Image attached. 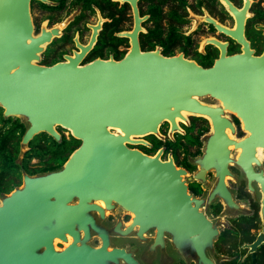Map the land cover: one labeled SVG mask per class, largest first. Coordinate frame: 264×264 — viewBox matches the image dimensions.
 Here are the masks:
<instances>
[{"label":"water","instance_id":"obj_1","mask_svg":"<svg viewBox=\"0 0 264 264\" xmlns=\"http://www.w3.org/2000/svg\"><path fill=\"white\" fill-rule=\"evenodd\" d=\"M116 1L132 8V30L118 34L130 40L128 53L119 61L97 60L79 67L100 24L93 27L88 47L78 45L81 53L66 63L41 66L40 54L58 30L33 36L31 0H0V107L5 118L23 119L27 127L17 163L36 135L60 142L62 129L80 142L60 169L23 173L22 186L0 198V264H137L130 253L110 248L108 230L93 216L96 212L103 219L113 203L134 213L137 235L150 229L175 233L191 242L177 248L185 260L220 264L213 249L217 227L198 211L203 201L187 194L185 171L125 145L149 146L131 138L155 135L165 121L179 131L176 119L187 121L182 112L205 117L212 127L203 155L194 161L199 165L197 180L215 170L217 189L208 201L220 192L228 207L237 208L225 185L231 162L248 180L257 179L264 191V178L251 165L259 164L257 148L264 151V57L255 58L247 49L226 56L225 46L216 41L209 42L221 55L208 68L183 55L143 52L138 0ZM229 8L236 16L234 31L210 22L242 41L245 13ZM204 98L221 106H209ZM225 111L241 120L248 133L244 139L226 134V128L231 135L235 130ZM230 146L240 150L237 160L230 158ZM93 233L101 239L98 248L90 244ZM56 241L66 247L57 250Z\"/></svg>","mask_w":264,"mask_h":264},{"label":"flooded vegetation","instance_id":"obj_2","mask_svg":"<svg viewBox=\"0 0 264 264\" xmlns=\"http://www.w3.org/2000/svg\"><path fill=\"white\" fill-rule=\"evenodd\" d=\"M106 1H108V4ZM157 1H137L139 16L143 19L140 34H146L147 28L152 26L147 10L150 5ZM196 1L187 0V5L183 9L186 14L183 17L185 23L179 25L177 30V34L183 39L178 42L180 44L175 49V55L173 56L183 55L185 59L198 64V58L195 56L196 53H199L211 61L212 66L221 55V49L216 44L209 42L216 41L225 46L226 56L241 55L247 49L255 58L264 57V0H207V3L201 7L199 12H194L192 5ZM115 2L117 1L103 0L101 8L94 2L84 8L82 0H45V2L31 0L30 15L33 36L39 37L43 31L58 30L59 32L57 36L51 38L49 43L45 44L38 64L52 66L58 63H66L67 58H73L75 54L81 53L78 45L84 48L90 45L94 33L93 27L99 24L100 27L95 35V40L81 58L79 67L97 60L104 62L121 60L130 49V40L126 37H119L118 34L132 30L133 14L131 6L128 3H123L127 4L129 8L127 17L130 20L124 23L123 31L116 32L115 18L117 15L113 4ZM229 6L236 12L245 13L241 32L242 41L228 33L219 31L214 25L215 23L228 31L236 29V16ZM169 10V4L162 7L164 14ZM92 18H96V23L90 24L89 21ZM194 18H203L204 20L195 24ZM205 18H208V20ZM192 21L194 22L193 30L190 32L188 30L184 31V28H189ZM167 22L169 20L165 18L162 24L165 26ZM140 34L138 36L139 45ZM197 34L205 35L202 45H197L195 41L194 37ZM117 39H124L125 42L117 44ZM186 40L190 41V45L187 44ZM155 50H160L162 54L161 47L156 46L151 51L154 52ZM117 51L122 53L120 57H116ZM207 105L212 107L221 106L219 102L216 105ZM225 115L235 130L234 135H231L230 130L226 128V134L236 141L244 139L248 133L244 131L241 120L229 111H225ZM176 123L183 134L176 130L172 131L171 124L165 121L159 126V136L147 135L143 139L131 138L142 141L149 146L129 143L125 145L129 150H136L150 158L159 156V161L162 163L172 162L177 170L182 169L185 171L186 174L183 175L182 180L185 182L187 194L196 200L203 201L198 207V211L205 218H209V222L217 227L218 234L213 242V249L221 258L220 264H264L263 185L257 179L248 180L243 170L231 162L228 165L231 175L225 177V185L237 208L228 207L220 196V192H216L215 196L208 201L212 190L216 188L217 182H214L216 178L215 170L210 169L207 171L203 181L197 180L194 175L198 172L199 165L194 161L203 155L206 134L212 133L210 121L205 117L192 115L188 125L182 121L180 124L177 121ZM190 128L191 131L188 132L187 129ZM186 136L192 139L191 144H188L189 150L166 149L165 144L167 142L176 145L185 144ZM151 137L160 142V146L155 151H152L155 143ZM197 147L199 153L195 154ZM230 149H232L230 158L237 160L240 150H233L231 146ZM258 149L255 157L259 164L252 162L251 165L253 172L261 174L264 178V151L260 156L257 154ZM99 205L103 206L101 203ZM192 206L194 207L195 204L192 203ZM93 216L103 228L108 230L110 248L121 249L130 253L137 264H196L193 260H185L177 249L179 245L191 244L190 241H181L175 233L171 235L163 230L159 233L156 229H150L147 232L140 231L142 234L137 235L139 227L134 225V213L125 210L116 203H113L112 208L104 213L103 219L96 212ZM129 228L131 230H128ZM92 236L91 246L100 247L101 239L95 233ZM156 237H158L157 240ZM173 237L176 239L173 240Z\"/></svg>","mask_w":264,"mask_h":264},{"label":"trees","instance_id":"obj_3","mask_svg":"<svg viewBox=\"0 0 264 264\" xmlns=\"http://www.w3.org/2000/svg\"><path fill=\"white\" fill-rule=\"evenodd\" d=\"M207 0H197L192 9L194 12H199L201 7L204 6ZM95 3L100 8L102 7L103 0H82L84 8H87L91 3ZM108 4V1H106ZM116 8L115 18V31L121 32L124 30V23L129 21L127 17L128 6L127 4L120 5L118 2L113 3ZM170 5V10L164 14L162 7ZM187 5V0H158L149 6L147 14L150 15V21L152 26L147 28L146 34H140V48L142 51L154 50L156 46L162 48V54L164 56L175 55V49L178 48L183 37L177 34L179 25L185 23L183 19L186 14L184 13V7ZM142 12V11H141ZM167 18L169 22L164 26L162 24L163 19ZM129 28V27H128ZM117 44L125 42L124 39H117ZM190 45V41L186 40ZM118 46V45H117ZM121 52H116V57H120ZM198 58L197 62L202 67L211 66L205 56L196 53ZM27 127L24 122L15 117L5 118L3 116V109L0 107V198L9 194L15 188L21 186L23 173L33 176L43 174L60 169L64 163L68 160L69 156L79 147L80 142L70 137L66 139L61 137L60 142H56L46 134L36 135L29 143L28 150L26 151L22 162L17 163L20 142ZM60 130V129H58ZM188 132L191 131L187 129ZM201 134V133H200ZM155 143V147L152 151H155L159 146L154 137H151ZM185 144H173L167 142L166 149H185L189 150L188 144H191L192 139L189 136L185 137ZM199 146V144H197ZM199 150L195 154H198ZM36 160V164L33 166L31 162ZM32 167H31V166Z\"/></svg>","mask_w":264,"mask_h":264},{"label":"rangeland","instance_id":"obj_4","mask_svg":"<svg viewBox=\"0 0 264 264\" xmlns=\"http://www.w3.org/2000/svg\"><path fill=\"white\" fill-rule=\"evenodd\" d=\"M202 20H204L203 18H194L193 19V21L195 22V24H198L200 21H202ZM191 22V24H190V26H189V28L188 29H186V28H184V31H191V30H193V28H194V22ZM90 22V24H93V23H96V18H92L91 19V21H89ZM88 33V32H87ZM195 41H196V43H197V45H202L203 44V40H204V38H205V35L203 34V36L202 35H196L195 37ZM178 55V54H177ZM202 102L203 103H205V104H212V105H216L217 104V102L218 101H216V100H212V99H210V98H204L203 100H202ZM192 115H189V114H187L185 117H186V122L185 121H182V120H180V119H177V122L180 124V122L182 121V122H184L186 125H188V123H189V120H190V117H191ZM22 121H24L23 119H21ZM210 124V123H209ZM58 132L62 135V136H64L66 139H69L70 137H71V135H70V132H68V131H65V130H58ZM119 131H117V133H118ZM178 132H180L181 134H183V131H181V130H179ZM208 134H210V132L209 133H207L206 134V136H209ZM156 136H159V132L157 133V134H155ZM136 138H138V139H143V138H145V136H139V137H136ZM205 139H206V137L204 138V141H205ZM232 148H233V146H231ZM232 150V149H231ZM239 150V149H238ZM262 155V154H261ZM260 155V156H261ZM36 160H33L32 162H31V165L33 166L34 164H36ZM30 165V166H31ZM31 166V167H32ZM21 186H22V184H21ZM20 186V187H21ZM56 247H57V250H59V249H62V248H64V247H66V245L65 244H62V243H60L59 241H56Z\"/></svg>","mask_w":264,"mask_h":264},{"label":"bare ground","instance_id":"obj_5","mask_svg":"<svg viewBox=\"0 0 264 264\" xmlns=\"http://www.w3.org/2000/svg\"><path fill=\"white\" fill-rule=\"evenodd\" d=\"M187 114L191 115L190 113L182 112V116H184V117H185ZM176 121H177V119H176ZM262 151H263V150L259 148L257 154H258V155L262 154ZM105 213H106V212H105Z\"/></svg>","mask_w":264,"mask_h":264}]
</instances>
